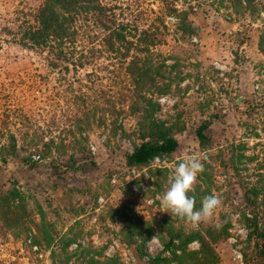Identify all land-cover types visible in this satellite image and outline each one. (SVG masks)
Segmentation results:
<instances>
[{
	"label": "rangeland",
	"instance_id": "rangeland-1",
	"mask_svg": "<svg viewBox=\"0 0 264 264\" xmlns=\"http://www.w3.org/2000/svg\"><path fill=\"white\" fill-rule=\"evenodd\" d=\"M250 1L251 7L248 0H102L127 19L152 16L151 10L162 16L167 31L156 50L164 56L186 59L183 72L190 77L169 95L158 99L161 108L156 116L177 119L184 123L185 130L177 136L176 150L151 164L153 169L167 170L165 181L157 188L155 180H148L146 169L137 171L126 165V155L140 142L136 136L117 135L110 146L105 145L108 133L98 126L104 120L106 124H119L120 108H114L116 111L96 108L93 130L84 149L74 154L73 162L67 163L72 152L54 163L50 159L31 164L23 161L27 153L22 151L23 139L14 128L30 127L32 134L40 126L59 136L61 129L78 114L79 108L70 107L69 102L80 89L101 102L110 91L117 92L124 80L121 71L109 74L104 61H98L97 66L101 64V67L95 69L101 79L83 76L96 68L93 66L82 70L79 77L62 76L51 70L46 52L17 44L20 19L36 10L41 0H0V143L6 142L5 128L18 139L14 156L1 159L0 152V195L16 184L42 205L47 219L54 223L57 238L78 223L73 234L76 242L68 248L73 256L68 264H87V254H98L104 247V256L116 255L123 264H149L136 246L119 243L118 224L102 223L99 218L105 216L109 207L122 204L144 220L158 223L168 220L185 231L218 226L221 215L229 214L232 223L229 238L215 244L220 264H264V257L245 242L247 232L238 211L243 207V191L231 168L228 149L232 142L243 140L245 124L256 125L259 132L264 127V55L259 50L264 0ZM166 3L173 4L179 12L186 11V22L194 34L178 40L180 33L176 27L180 18L178 13L164 9ZM85 85L90 89H84ZM104 110H110L106 118ZM212 117L213 123L207 131L210 143L203 148L196 131ZM137 122V115L126 116L123 125L127 132H133ZM246 141L250 146L257 142ZM259 141L264 144V133ZM256 150L264 152V147ZM190 154L207 157L203 162L213 183V194L222 200L213 217L198 227L161 212L159 200L170 183L175 165ZM135 178L140 179L141 191L136 184L131 185ZM146 245L152 257L163 250L157 235ZM197 247L196 243L190 245L192 249ZM61 248V242L46 248L34 245L29 237L15 238L0 228V264H52L51 251ZM234 250L240 252L241 259L235 257Z\"/></svg>",
	"mask_w": 264,
	"mask_h": 264
},
{
	"label": "trees",
	"instance_id": "trees-1",
	"mask_svg": "<svg viewBox=\"0 0 264 264\" xmlns=\"http://www.w3.org/2000/svg\"><path fill=\"white\" fill-rule=\"evenodd\" d=\"M247 5L251 7L250 0ZM164 9L168 13H178L180 21L176 28L180 33L179 41L195 33L186 22V11L179 12L170 3H166ZM151 15L127 19L117 13L114 6L102 0H41L36 10L20 19L17 44L25 49L46 52L51 70L62 76L73 74L79 77L82 70L93 66L96 68L83 76L101 79L95 69L101 67V64L97 66L98 61H104L109 74L114 70L121 71L124 80L117 92L110 91L101 102L94 101L88 92L80 89L79 94L74 95V100L69 102L70 107L79 108L78 114L61 129L59 136H53L50 129L40 126L32 134L30 127L24 130L14 128L23 139L21 149L27 153L24 162L31 164L50 159L54 163L69 152L72 153L67 163L73 162L74 154L84 149L88 134L93 130L96 108H120L119 124H106L104 117L110 115V110H104V122L98 127L108 133L105 145L110 146L117 135L136 136L140 142L126 155V165L137 171L146 169L148 180H155L154 185L161 187L167 170L153 169L151 164L155 159L169 157L176 150L177 136L185 130V125L177 119L158 118L156 113L161 108L158 99L169 95L173 88H179L190 75L183 72L186 59L164 56L156 50L167 26L162 16L152 10ZM259 50L264 55V24L259 36ZM188 65L200 67L199 64ZM83 88L90 89L86 85ZM131 115H137L138 122L133 132H127L123 122L126 116ZM213 120L214 117L203 122L196 131L203 148L210 143L207 131ZM257 129L256 125L251 127L245 124L243 140L232 142L228 149L231 168L240 180L243 191L244 203L238 211L240 222L247 232L245 242L264 257V152L256 150L264 147L259 141L264 127L260 132ZM5 131L3 137L6 142L0 143L1 159L14 156L18 147L16 134L8 128ZM250 139L257 142L250 146L246 141ZM198 177L199 183L194 193H190L196 198L197 209L201 207L204 196L213 194V183L205 166ZM132 184H136L141 191L139 178H135ZM99 218L102 223L109 221L118 224L119 243L136 246L139 255L147 257L149 264H220L215 244L227 240L232 227L229 214L224 213L218 226L185 231L168 220L162 223L144 220L128 211L124 204L109 207L105 216ZM77 224L57 238L54 223L47 219L42 205L27 196L16 184L0 195L1 229L15 238L29 237L34 245L46 248L56 242L62 243L59 251H51L52 264H68L72 259L68 248L76 242V235L73 237V234ZM154 235L159 237L163 250L152 257L146 243ZM193 243L198 245L196 249L190 248ZM105 249L102 248L98 254L88 253L87 264H123L116 255L104 256Z\"/></svg>",
	"mask_w": 264,
	"mask_h": 264
},
{
	"label": "clouds",
	"instance_id": "clouds-1",
	"mask_svg": "<svg viewBox=\"0 0 264 264\" xmlns=\"http://www.w3.org/2000/svg\"><path fill=\"white\" fill-rule=\"evenodd\" d=\"M207 157L198 154H190L180 160L174 167L170 176V183L159 197L161 208L171 216H176L193 227L208 221L216 210L221 207L222 200L215 194L204 196L201 207L196 208L194 193L198 175L204 171V160Z\"/></svg>",
	"mask_w": 264,
	"mask_h": 264
},
{
	"label": "built area",
	"instance_id": "built-area-1",
	"mask_svg": "<svg viewBox=\"0 0 264 264\" xmlns=\"http://www.w3.org/2000/svg\"><path fill=\"white\" fill-rule=\"evenodd\" d=\"M245 229V228H244ZM235 241V240H234ZM234 253H235V257L237 258V259H241V254H240V252H238L237 250L235 251L234 250Z\"/></svg>",
	"mask_w": 264,
	"mask_h": 264
}]
</instances>
